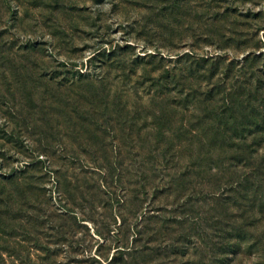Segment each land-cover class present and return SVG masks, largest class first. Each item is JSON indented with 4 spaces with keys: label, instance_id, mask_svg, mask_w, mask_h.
I'll return each mask as SVG.
<instances>
[{
    "label": "rangeland",
    "instance_id": "374dc122",
    "mask_svg": "<svg viewBox=\"0 0 264 264\" xmlns=\"http://www.w3.org/2000/svg\"><path fill=\"white\" fill-rule=\"evenodd\" d=\"M261 81L264 0H0V264H264Z\"/></svg>",
    "mask_w": 264,
    "mask_h": 264
},
{
    "label": "trees",
    "instance_id": "16d2710c",
    "mask_svg": "<svg viewBox=\"0 0 264 264\" xmlns=\"http://www.w3.org/2000/svg\"><path fill=\"white\" fill-rule=\"evenodd\" d=\"M262 54V53H261ZM95 56H93L91 59H93ZM247 60H245V62H246ZM261 80H263V79H261ZM261 107L264 109V81H261ZM24 173H26V172H28V170H24L23 171ZM259 172V171H258ZM261 172V171H260ZM261 174V173H260ZM13 178V177H12ZM25 181V183H23V184H25V186H26V189L28 188V187H32V184L28 181V179L27 178H25L24 179ZM120 249H119V251H125V250H127L126 248L127 247H122V246H120L119 247Z\"/></svg>",
    "mask_w": 264,
    "mask_h": 264
}]
</instances>
